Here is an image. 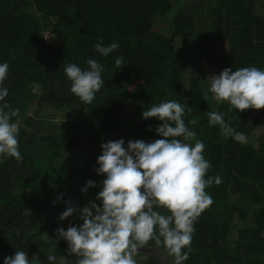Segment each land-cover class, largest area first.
Returning <instances> with one entry per match:
<instances>
[{"label":"trees","instance_id":"obj_1","mask_svg":"<svg viewBox=\"0 0 264 264\" xmlns=\"http://www.w3.org/2000/svg\"><path fill=\"white\" fill-rule=\"evenodd\" d=\"M192 4L188 14L183 3L173 0H0V64L9 65L0 85L8 96L0 106L8 103L20 110L12 122L19 124L23 157L17 162L0 156V264L15 251L27 252L30 260L38 256L33 264H53L49 254L56 257L54 264H76L78 258L56 230L79 227L83 221L75 213L59 217L68 202L77 209L93 202L102 206L96 199L106 178L96 171L101 144L123 139L127 147L130 140L161 139L155 129L162 121L145 120L142 113L168 100L186 105V126L196 133L187 143L205 144L203 155L211 164L205 178L222 180L205 189L213 204L194 223L192 250L184 264H264V109L229 111L228 102L214 107L203 79L204 64L218 73L225 68L264 70V0ZM161 18H170V26L155 32ZM200 23L208 38L226 43L225 52L196 45ZM51 30L55 38L45 40ZM101 37L103 46L116 42L118 50L107 57L96 52ZM121 55L124 65L119 69L115 60ZM183 58L189 63L186 88L181 85ZM88 59L103 66L105 82L91 104L71 92L64 71L68 64L87 70ZM127 102L134 112L128 125L120 117ZM210 111L222 113L225 122L246 134L247 143L210 126ZM246 113L251 120H240ZM193 118L195 125L189 123ZM79 150L84 152L82 163L73 165ZM89 180L95 187L82 192ZM142 249L166 252L154 241ZM144 264L162 263L152 253Z\"/></svg>","mask_w":264,"mask_h":264},{"label":"clouds","instance_id":"obj_2","mask_svg":"<svg viewBox=\"0 0 264 264\" xmlns=\"http://www.w3.org/2000/svg\"><path fill=\"white\" fill-rule=\"evenodd\" d=\"M43 38L55 37L51 30ZM99 39L101 43L94 48L102 56L107 57L118 50V43L103 46V38ZM86 63L87 70L68 64L64 71L71 81V92L83 103L91 104L104 86V69L95 59H88ZM123 65L121 55L115 60V66L121 69ZM8 70L7 62L0 64V85L7 78ZM210 79L208 92L217 103L228 102L229 111L264 109V70L225 68ZM7 96L8 89L0 87V101ZM207 96L206 92L205 101ZM185 109L186 105L168 100L143 111L145 120L162 121L155 129L161 139L153 142L130 140L127 147L123 139L101 144L102 154L97 158L99 167L96 171L106 178L96 199L102 201V206L93 202L77 209L68 202L70 206L59 219L64 220L75 213L83 224L56 230L57 238L67 241L69 253L78 258L76 264H137L135 257L149 241H154L156 246L163 244L167 255L174 258L173 264H184L188 260L194 223L213 204L205 189L213 182L219 185L222 180L219 176L205 178L211 164L203 155L205 144L202 141L197 140L194 146L187 143L195 139L196 133L186 126ZM19 111L8 103L0 106V156L22 162L17 138L19 124L12 122ZM187 111L192 109L187 108ZM208 121L210 126H219L225 137L247 143L246 134L225 122L222 113L208 112ZM189 123L195 125L196 118ZM89 187H95V182L89 180L81 191L86 192ZM154 209H165L170 215ZM47 259L54 264L56 257L49 254ZM38 260L36 255L30 260L27 252L15 251L14 256L4 258V264H33Z\"/></svg>","mask_w":264,"mask_h":264},{"label":"rangeland","instance_id":"obj_3","mask_svg":"<svg viewBox=\"0 0 264 264\" xmlns=\"http://www.w3.org/2000/svg\"><path fill=\"white\" fill-rule=\"evenodd\" d=\"M194 1L196 3H199L200 1L206 2V0H173V4L183 3V5L185 6L183 8V11L185 13L189 14L191 9H193L192 3ZM255 11L257 13H260V7L258 4H257ZM170 22H171L170 18H161L156 22L153 30L155 32H165L166 29L170 26ZM204 25H205L204 23H200L197 25L196 30H197V34L199 35L200 38L196 40V45L197 46L199 45V47H203V48L208 47L211 53L221 54V53L225 52V50L227 49L226 43L223 40H220V41L217 40L215 37L208 38L206 35V29H205ZM193 44L194 43H192L191 46L189 47L190 49H186L185 55H187L188 57L192 54V51H190V50L195 47V46H193ZM180 46L181 45L178 41L176 44V47L179 48ZM183 60L184 61H183V69L181 72V85L183 88H186L187 84H188L187 74H188V70H189V63L184 58H183ZM218 74L219 73L217 70L209 69L207 67V65L204 64L203 79H204V82L206 84L207 90L210 88V84H211L210 77L212 75H218ZM185 85H186V87H185ZM211 99L213 101L214 107H217L219 103L216 102L212 93H211ZM133 116H134L133 108H132L131 104L129 102H127L125 105V109L121 113L120 117H121L122 121L126 125H128L130 123L131 119L133 118ZM251 117H250V115H247V113H246L245 115L240 117V120L246 119V120L250 121ZM49 130H50V126L42 129V132L44 134H48ZM75 154H76V158L71 159V162L73 163V165H79L82 163L84 152L79 150ZM254 210H256V208ZM139 251H140L139 254L135 257L137 264H144L145 260L147 258V255L152 254V253L159 259V261L162 264H173L174 258L168 256L165 251H160L157 249H140Z\"/></svg>","mask_w":264,"mask_h":264}]
</instances>
